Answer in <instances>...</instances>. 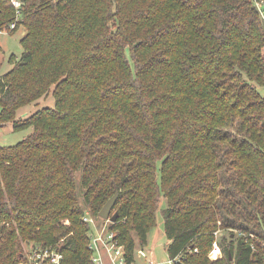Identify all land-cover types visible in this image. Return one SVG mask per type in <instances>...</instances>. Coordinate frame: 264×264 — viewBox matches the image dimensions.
Segmentation results:
<instances>
[{"label":"trees","instance_id":"1","mask_svg":"<svg viewBox=\"0 0 264 264\" xmlns=\"http://www.w3.org/2000/svg\"><path fill=\"white\" fill-rule=\"evenodd\" d=\"M22 3L10 35L25 27L23 54L0 76V125L33 132L0 147V264H16L27 242L93 264L86 211L99 218L115 194L109 229L129 262L161 217L174 264H264V28L253 1ZM17 14L0 0L2 28ZM52 90L54 108L17 119Z\"/></svg>","mask_w":264,"mask_h":264},{"label":"rangeland","instance_id":"2","mask_svg":"<svg viewBox=\"0 0 264 264\" xmlns=\"http://www.w3.org/2000/svg\"><path fill=\"white\" fill-rule=\"evenodd\" d=\"M22 1V0H21ZM20 22L22 19H18ZM19 22V23H20ZM26 34L25 27H20L14 34H6L0 37V76H3L10 72L14 64L20 60L23 54V48L21 41ZM262 95H264V90H260ZM55 98L53 96V90L44 98L36 101L35 103L28 105L18 111L17 119H25L27 116H31L38 111L45 108H54ZM1 111V110H0ZM32 129L14 131L11 124L0 125V147H13L17 144L23 142L28 136L32 134ZM78 185H80V175L77 177ZM91 214L90 212L86 211ZM102 218H98V224H101ZM109 229V228H107ZM35 245L33 242H27L23 244V252L21 255H27L29 250ZM167 239L163 231V219L158 218V226L153 229L149 234V243L147 248H141L137 244L135 250V260L136 264H147L145 256L149 257L150 249L154 247L153 256L159 264H169L170 257L167 252ZM144 253V256L141 254ZM21 257V256H20ZM216 255L211 256V259H216ZM153 259V257L151 256ZM20 259V258H19ZM19 260H17V263ZM16 263V264H17Z\"/></svg>","mask_w":264,"mask_h":264},{"label":"built area","instance_id":"3","mask_svg":"<svg viewBox=\"0 0 264 264\" xmlns=\"http://www.w3.org/2000/svg\"><path fill=\"white\" fill-rule=\"evenodd\" d=\"M253 4L258 12L261 24L264 28V0H252ZM12 6L18 12L17 20L10 25L6 30L0 26V36L10 34L17 27L19 19V10L22 7L21 0H11ZM98 218L92 217L87 213L84 220L91 225L90 242L88 249L92 253L93 264H135L129 262L124 252V247L118 245L115 242V234L109 228L110 221L102 220L101 224H98ZM264 247V246H263ZM144 256V253L141 254ZM211 256L216 255L218 258L221 255V250L217 243H214L213 250L210 253ZM153 257V259L151 258ZM147 264H159L153 252H150L149 257L145 256ZM17 264H65V255L62 252L61 247H45L42 244H35L31 248L27 255H21ZM169 264H174L172 260Z\"/></svg>","mask_w":264,"mask_h":264},{"label":"water","instance_id":"4","mask_svg":"<svg viewBox=\"0 0 264 264\" xmlns=\"http://www.w3.org/2000/svg\"><path fill=\"white\" fill-rule=\"evenodd\" d=\"M118 198V194H115L102 208L99 213V217L103 220H108L111 223H116L119 219V214L117 212L113 213L114 207ZM230 261L233 260L232 255L230 254Z\"/></svg>","mask_w":264,"mask_h":264},{"label":"crops","instance_id":"5","mask_svg":"<svg viewBox=\"0 0 264 264\" xmlns=\"http://www.w3.org/2000/svg\"><path fill=\"white\" fill-rule=\"evenodd\" d=\"M2 36H0V37H2ZM163 231H164V229H163ZM164 235H165V233H164ZM145 248H147V247H145ZM153 250H154V247L150 249V252H152ZM135 264H136V260H135Z\"/></svg>","mask_w":264,"mask_h":264}]
</instances>
